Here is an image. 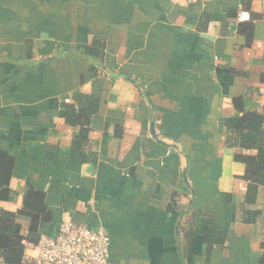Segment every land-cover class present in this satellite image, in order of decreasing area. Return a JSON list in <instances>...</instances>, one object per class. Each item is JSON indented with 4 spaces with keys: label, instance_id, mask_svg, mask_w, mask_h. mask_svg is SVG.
I'll return each instance as SVG.
<instances>
[{
    "label": "crops",
    "instance_id": "0c3cea01",
    "mask_svg": "<svg viewBox=\"0 0 264 264\" xmlns=\"http://www.w3.org/2000/svg\"><path fill=\"white\" fill-rule=\"evenodd\" d=\"M263 111L264 0H0V210L43 193L41 238L72 221L105 228L111 264H261L264 186L247 204L237 155L264 122L250 147L227 123Z\"/></svg>",
    "mask_w": 264,
    "mask_h": 264
},
{
    "label": "trees",
    "instance_id": "16d2710c",
    "mask_svg": "<svg viewBox=\"0 0 264 264\" xmlns=\"http://www.w3.org/2000/svg\"><path fill=\"white\" fill-rule=\"evenodd\" d=\"M101 44L95 43L87 53L93 56H100ZM81 104V102H80ZM67 119L74 122L75 115L72 107L67 108ZM83 116L89 119V113L82 110ZM264 122L263 113H251L244 117H235L229 120L227 127L234 131L236 136L230 138L234 144L240 147H250L246 143L253 141L258 135V129ZM251 147H258L256 156L237 155V160L246 164L244 179L249 183L246 203H254L259 186H264V151L259 144ZM13 161L3 150L0 149V201H7L11 198L9 182L12 176ZM52 218L51 212L44 202V194L31 188L24 197L23 208L17 213L0 210V264H21L24 256L23 242L38 243L41 240L39 228L41 223L49 222ZM20 220L28 224L23 225ZM202 233L204 242L212 248L216 244L225 242V234L218 229H209L206 221L202 222ZM264 248V242L262 244ZM264 264V255L261 258Z\"/></svg>",
    "mask_w": 264,
    "mask_h": 264
},
{
    "label": "built area",
    "instance_id": "2783aa9c",
    "mask_svg": "<svg viewBox=\"0 0 264 264\" xmlns=\"http://www.w3.org/2000/svg\"><path fill=\"white\" fill-rule=\"evenodd\" d=\"M241 12L238 22L247 20ZM21 264H111L109 234L103 227L64 221L54 237H44L38 243L23 242Z\"/></svg>",
    "mask_w": 264,
    "mask_h": 264
},
{
    "label": "water",
    "instance_id": "95a60500",
    "mask_svg": "<svg viewBox=\"0 0 264 264\" xmlns=\"http://www.w3.org/2000/svg\"><path fill=\"white\" fill-rule=\"evenodd\" d=\"M152 135H153L154 138H156V135H155L153 127H152Z\"/></svg>",
    "mask_w": 264,
    "mask_h": 264
}]
</instances>
